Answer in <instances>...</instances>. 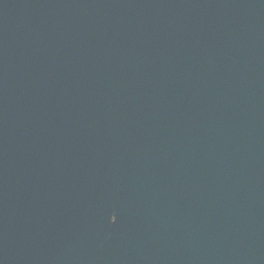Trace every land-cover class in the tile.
<instances>
[{
	"label": "water",
	"instance_id": "obj_1",
	"mask_svg": "<svg viewBox=\"0 0 264 264\" xmlns=\"http://www.w3.org/2000/svg\"><path fill=\"white\" fill-rule=\"evenodd\" d=\"M0 264H264V0H0Z\"/></svg>",
	"mask_w": 264,
	"mask_h": 264
}]
</instances>
